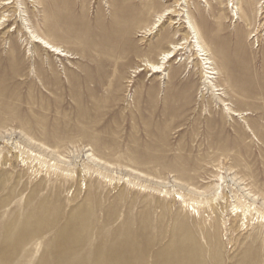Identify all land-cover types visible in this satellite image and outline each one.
I'll list each match as a JSON object with an SVG mask.
<instances>
[{
	"label": "rangeland",
	"instance_id": "rangeland-1",
	"mask_svg": "<svg viewBox=\"0 0 264 264\" xmlns=\"http://www.w3.org/2000/svg\"><path fill=\"white\" fill-rule=\"evenodd\" d=\"M0 264H264V0H0Z\"/></svg>",
	"mask_w": 264,
	"mask_h": 264
},
{
	"label": "bare ground",
	"instance_id": "bare-ground-1",
	"mask_svg": "<svg viewBox=\"0 0 264 264\" xmlns=\"http://www.w3.org/2000/svg\"><path fill=\"white\" fill-rule=\"evenodd\" d=\"M5 4H6V3H5ZM156 25H158V24L156 23ZM33 37H34L35 43L41 44V46H44L45 48H49L52 52H55V53H59V54H61V49H60L59 47H57L56 45L52 44L49 40H47V39H45L44 37L39 36V35H37V34H33ZM203 50H204V49H203ZM163 56H164V58H166V57H167V58L171 57V56H172V51L164 53ZM209 59H210V58H209ZM207 63H209V65H210V66H207V67L210 68V69H213V68L211 67V64H212L213 62L210 61V60H208ZM151 67L153 68L154 71L159 72V71H161V67H162V66H161V65H151ZM209 73L212 74V75H209L208 77H209V78H214V77H215L214 74H216L217 72H215V71H211V72H209ZM228 109H229V108H228ZM229 111L232 112V113H234L231 109H229ZM235 114H236V113H235Z\"/></svg>",
	"mask_w": 264,
	"mask_h": 264
}]
</instances>
